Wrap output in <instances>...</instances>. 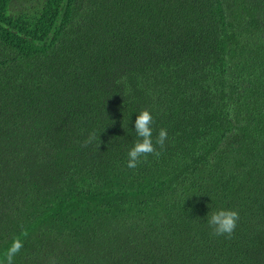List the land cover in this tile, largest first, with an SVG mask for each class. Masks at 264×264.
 Wrapping results in <instances>:
<instances>
[{
  "label": "trees",
  "instance_id": "trees-1",
  "mask_svg": "<svg viewBox=\"0 0 264 264\" xmlns=\"http://www.w3.org/2000/svg\"><path fill=\"white\" fill-rule=\"evenodd\" d=\"M141 109L160 155L130 169ZM14 240L12 264H264V0H0V264Z\"/></svg>",
  "mask_w": 264,
  "mask_h": 264
},
{
  "label": "clouds",
  "instance_id": "clouds-1",
  "mask_svg": "<svg viewBox=\"0 0 264 264\" xmlns=\"http://www.w3.org/2000/svg\"><path fill=\"white\" fill-rule=\"evenodd\" d=\"M152 124L153 117L148 109H141L136 115L133 121V128L139 139L134 142L133 147L128 152L127 167L134 169L138 163L141 162V157L146 160L149 155L159 156L160 153L153 144L152 139ZM95 139V134L89 135L85 141V145L92 142ZM167 139V131L163 128L159 130L156 138V144L161 148L164 147ZM239 220V213L236 210L222 208L211 212L208 224L213 230V234L217 236L226 235L231 237L233 234L237 221ZM22 243L19 240H14L11 245L8 254V264H12V257L20 250Z\"/></svg>",
  "mask_w": 264,
  "mask_h": 264
}]
</instances>
